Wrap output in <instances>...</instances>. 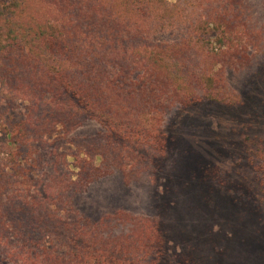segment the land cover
I'll use <instances>...</instances> for the list:
<instances>
[{
  "label": "trees",
  "instance_id": "trees-1",
  "mask_svg": "<svg viewBox=\"0 0 264 264\" xmlns=\"http://www.w3.org/2000/svg\"><path fill=\"white\" fill-rule=\"evenodd\" d=\"M170 8L167 0H0V264L160 261L165 240L153 219L119 232L104 222L85 228L64 220L62 194L49 202L30 189L39 144L82 116L102 125L104 149L150 137L163 144L149 124L162 107L222 99L214 69L235 59V46L221 40L193 59L189 28L176 42H144Z\"/></svg>",
  "mask_w": 264,
  "mask_h": 264
},
{
  "label": "rangeland",
  "instance_id": "rangeland-1",
  "mask_svg": "<svg viewBox=\"0 0 264 264\" xmlns=\"http://www.w3.org/2000/svg\"><path fill=\"white\" fill-rule=\"evenodd\" d=\"M167 2L144 42H176L189 28L193 59L221 40L235 46L214 69L222 99L162 107L149 124L163 144L104 149L106 131L82 116L39 144L30 194H62L64 220L85 228L153 219L165 240L157 264H264V0Z\"/></svg>",
  "mask_w": 264,
  "mask_h": 264
}]
</instances>
